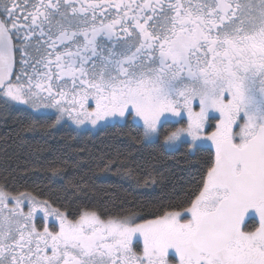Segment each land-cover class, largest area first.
Listing matches in <instances>:
<instances>
[{"label":"snow or ice","instance_id":"1","mask_svg":"<svg viewBox=\"0 0 264 264\" xmlns=\"http://www.w3.org/2000/svg\"><path fill=\"white\" fill-rule=\"evenodd\" d=\"M24 110L204 155L154 210L0 183V264H264V0H0V113Z\"/></svg>","mask_w":264,"mask_h":264},{"label":"trees","instance_id":"2","mask_svg":"<svg viewBox=\"0 0 264 264\" xmlns=\"http://www.w3.org/2000/svg\"><path fill=\"white\" fill-rule=\"evenodd\" d=\"M28 115L36 114L0 113V183L61 208L154 210L161 200L175 199L173 190L182 193L202 163L203 153L191 155L183 147L167 152L132 143L129 128L77 132L70 126L50 127L51 120L33 123ZM53 168L62 171L53 175ZM149 176L157 182L146 185Z\"/></svg>","mask_w":264,"mask_h":264},{"label":"rangeland","instance_id":"3","mask_svg":"<svg viewBox=\"0 0 264 264\" xmlns=\"http://www.w3.org/2000/svg\"><path fill=\"white\" fill-rule=\"evenodd\" d=\"M22 107V106H21ZM28 111H30V110H28ZM99 129H101V128H99V127H97V128H92L91 126H88V128H83V127H79V128H77V127H75L74 128V130L75 131H77V132H79V131H91V132H95V131H97V130H99ZM167 152L168 151H174V150H176L177 148H164Z\"/></svg>","mask_w":264,"mask_h":264},{"label":"flooded vegetation","instance_id":"4","mask_svg":"<svg viewBox=\"0 0 264 264\" xmlns=\"http://www.w3.org/2000/svg\"><path fill=\"white\" fill-rule=\"evenodd\" d=\"M62 123H63V126H70V127L73 128V129L76 127V126L73 125L70 121H65V122H62ZM88 126H90V125H87V126H81V127H83V128H88ZM51 222L54 223L55 221L52 220Z\"/></svg>","mask_w":264,"mask_h":264}]
</instances>
